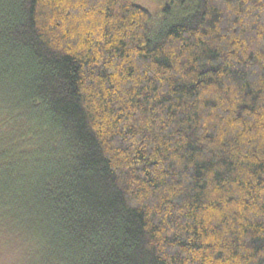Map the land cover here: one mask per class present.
<instances>
[{
  "label": "trees",
  "instance_id": "16d2710c",
  "mask_svg": "<svg viewBox=\"0 0 264 264\" xmlns=\"http://www.w3.org/2000/svg\"><path fill=\"white\" fill-rule=\"evenodd\" d=\"M0 0V253L264 264V0Z\"/></svg>",
  "mask_w": 264,
  "mask_h": 264
},
{
  "label": "rangeland",
  "instance_id": "374dc122",
  "mask_svg": "<svg viewBox=\"0 0 264 264\" xmlns=\"http://www.w3.org/2000/svg\"><path fill=\"white\" fill-rule=\"evenodd\" d=\"M136 3L139 6L148 9L153 14V16H156L151 23L152 31L157 29V26L160 23V19L162 18L161 16L157 15L166 16V21L172 20L173 18L180 16V12L178 11V9H176V7L172 10V13H168L166 11V7L169 5L167 2L161 3L155 0H137ZM13 260V257H11L10 255H4L0 253V264H14Z\"/></svg>",
  "mask_w": 264,
  "mask_h": 264
}]
</instances>
